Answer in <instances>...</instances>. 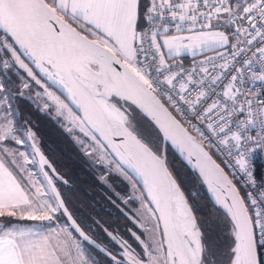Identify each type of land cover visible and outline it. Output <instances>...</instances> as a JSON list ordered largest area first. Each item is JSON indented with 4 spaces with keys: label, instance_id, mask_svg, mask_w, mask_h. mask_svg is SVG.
<instances>
[{
    "label": "snow or ice",
    "instance_id": "snow-or-ice-1",
    "mask_svg": "<svg viewBox=\"0 0 264 264\" xmlns=\"http://www.w3.org/2000/svg\"><path fill=\"white\" fill-rule=\"evenodd\" d=\"M165 12L180 22L178 30L186 21L193 25L200 21L202 28L210 30L184 38L165 37L161 43L157 25L163 23V31H168ZM213 20L222 23L227 33L212 30L216 28ZM0 36V69L18 66L45 89L58 114L69 119L67 130L78 128L83 133L76 142L95 164L117 177L142 180L146 199L155 206L149 212L162 237L145 245L147 264H264V177L258 181L255 168L256 160L264 156V0H0ZM199 46L228 50L227 57L218 53L222 72L209 73L203 61L191 71L180 64L173 66L162 51L166 48L170 58ZM22 55L66 90L67 98L83 111L82 117L73 116L69 105L45 88ZM141 55L144 60L139 59ZM209 63L215 68L218 62L210 59ZM197 73L204 75L196 79ZM226 74L230 79L225 83ZM247 83L251 87H243ZM251 94L257 103L246 98ZM10 96L11 83L0 79V108L9 104ZM112 97L139 113L122 110L111 102ZM159 97L182 115L190 112L206 125L207 133L193 125L198 137L190 135ZM147 121L154 125L155 145L148 139L152 133L143 127ZM28 138L33 140L47 186L31 180L33 173L26 165L35 160L23 152L0 149L8 157L0 155V217L19 214L20 219L51 221L52 214L62 210L80 237L94 243L73 220L53 177L44 171L46 166L59 178L36 147L34 134L29 132ZM5 139L23 144L12 133L11 121L0 128V142ZM205 139L217 152L233 158L232 167L246 178L249 190H238L209 154L211 148L206 150ZM165 142L199 171L230 222L228 239L222 244L218 243L219 223L197 219L169 170L163 154ZM101 179L107 183L104 176ZM49 193L54 204L47 199ZM121 246L127 264H145L129 246L123 242ZM76 247L73 264H95L79 244ZM99 251L110 255L113 264H121L107 249ZM0 264H61V260L48 237L31 228L0 224Z\"/></svg>",
    "mask_w": 264,
    "mask_h": 264
},
{
    "label": "trees",
    "instance_id": "trees-1",
    "mask_svg": "<svg viewBox=\"0 0 264 264\" xmlns=\"http://www.w3.org/2000/svg\"><path fill=\"white\" fill-rule=\"evenodd\" d=\"M0 38H3V36H0ZM14 68L13 66L10 69H0V79L10 82L11 86L16 85V88H11L9 104H6L7 121H4H11L12 133L23 140L24 143L23 145L17 144L13 139H5L2 143L5 142L4 145L8 149L18 147V150H21L24 146L31 148L28 143V133H33L36 147L55 169V173L58 174L59 178H56L51 169L49 170L46 167L45 170L49 173V176L53 177V182L64 200L65 206L82 231L116 257L120 258L118 255L119 249L111 243L112 240L117 241V243H127L134 254L141 256L139 254L140 247L131 235L132 231L137 234L140 231L132 224L131 214L122 211L126 209L121 202V198L126 196V182L122 177H117L115 173L109 174L105 168L95 164L90 157H87L84 151L81 150L80 145L73 139L72 133L64 130V124L59 118L52 117L51 113L48 112L49 110L47 112L41 111L40 108L23 96L18 87L21 80L14 73ZM4 110L3 108L0 112ZM130 111L132 115L138 114L132 108H130ZM137 118L140 119V116H137ZM143 127L147 132L152 133L148 136V139H151L155 145L154 128L148 122H143ZM30 140L33 142L32 139ZM5 159H8L6 155ZM166 161L173 177L177 180L181 190L185 192L190 204L193 205L197 219L202 222L212 218L219 223L217 229L218 243L222 244L228 239L230 222L219 209L210 203L202 184L168 147L166 149ZM35 167L32 164L26 165V168L35 177L43 176L39 167ZM13 170L17 171L15 168ZM17 174L22 175L18 171ZM102 176L107 179V183L101 179ZM60 217L61 220H64L61 214ZM43 225L53 226L54 223L52 221L45 222ZM113 236L116 239H113ZM81 244L87 258L95 261V264H113L89 246L82 242Z\"/></svg>",
    "mask_w": 264,
    "mask_h": 264
},
{
    "label": "rangeland",
    "instance_id": "rangeland-1",
    "mask_svg": "<svg viewBox=\"0 0 264 264\" xmlns=\"http://www.w3.org/2000/svg\"><path fill=\"white\" fill-rule=\"evenodd\" d=\"M209 30L210 29H205V30H200V31H209ZM221 30L225 31L226 33L228 31L226 28H221ZM200 31L166 33V34L160 35L158 37V39L162 43V41L165 37L171 38L173 36H176V37L184 38V37L195 35L196 33L200 32ZM0 39H2V38H0ZM183 42L190 43L187 41H183ZM220 49H222V48H220ZM220 49H212V48H208V47H204V46H199V47H196L195 49L188 48V49L182 50L179 56H174V57H170V58L167 57V49L166 48H162V51L165 52L166 59L176 60V59H181V58L194 59V58L200 57L201 55H204L206 53L214 52V51L220 50ZM14 67H15L14 73L21 80L18 83V85H19L18 87H19V90L22 91L23 96L25 98H27L29 101H31L33 103V105H36L38 108H40L41 111L47 112V110H49L48 112L51 113V116L54 118H59L62 121V123L64 124V126H63L64 130L66 132H69L67 130L70 127L69 119H66L65 116L58 114L57 105L55 103H53V101L48 99V97L44 94L45 89L41 88L39 85H36L35 81H32L31 78L27 76V73L24 72L23 69H20L18 66H15V65H14ZM2 70H5V69H2ZM25 82H27L29 84L28 88L23 87V84ZM11 88H16V85L11 86ZM45 88H47V90L49 92H52L55 96L59 97V95L55 91H53L51 88H49L47 85H45ZM37 93H40L41 95L38 96ZM59 99L65 103V101L63 99H61L60 97H59ZM46 102L48 104V107H47V109H44V105ZM3 108L5 110L0 112V128L5 127V125L8 123V122H6L7 121L6 120L7 105H4ZM3 108H0V110ZM72 113H73V116L78 117L77 115H75V113L73 111H72ZM4 120H6V121H4ZM69 133H72V136H73V139L75 140V142H76V137H78V136L83 137V133H81L78 128H74L73 131H71ZM84 139H87V138L84 137ZM2 142H0V149L7 148V146L4 145L5 142L4 143H2ZM28 143H29V141H28ZM6 144L8 145V142ZM10 145L14 146L13 144H10ZM21 145H23V144H21ZM24 145H26V144H24ZM9 150H11L13 153L23 152L24 154L28 155L30 159L35 160L34 154H33V151L31 148H26L24 146L21 148V150H18V147H16V149L13 147H10ZM81 150H82V148H81ZM0 154L4 155V153H0ZM16 158L20 159L22 161V158L19 157L18 155ZM91 160H92V158H91ZM32 165H33V167H35V166L38 167L36 165V163H34ZM11 167L15 168L14 165H12ZM122 178L127 184L126 196L121 198V202H122L123 206L126 207V209L122 210V211L124 213H130L131 214L132 224L135 225V227L140 231V233H138V234L132 231L131 235H132V237L135 238L137 245H139V247H140L139 248V254L141 256H138V257L142 261H144L145 264H147L148 256L145 252V245L146 244L147 245H153L154 242H159L161 240L160 232H159V229L156 227L157 222H156L155 217L152 216L151 213L149 212V208H151V206H150L149 202H147V200L145 199L143 193H141L140 189L137 187V185L134 183V181L129 180V179H125L124 177H122ZM31 180L41 182L44 186H47V183L44 180L43 176H36L35 177L34 175H32ZM102 180H104V179H102ZM28 187H30V185H28ZM30 190L34 191L35 189L30 188ZM47 199H49L51 203H53V204L55 203V200L51 196V193H49V196L47 197ZM52 215H53V219L51 221L54 223V225L52 227H53V230L56 232L53 231L48 236L51 239V241L53 243H55V245L57 244L60 246V241H63L62 237L60 236L61 231H64L65 235L67 234V235L71 236V233L68 230V227H67L66 223L64 222V220H61L59 211H57L56 213H54ZM51 221H49V220H44V221L35 220L34 221V220L20 219L19 214L17 216H13V217H8V216L0 217V224L6 225L5 227H13V228H17V229H20V228H23V229L36 228V226L43 225V223H45V222L49 223ZM145 225H147V228H145ZM137 237H139L140 239L138 240ZM111 243L118 247V249H119L118 255L124 261V263L127 264V259L124 256L125 248H123L121 246V244L119 242L117 243V241H115V240H112ZM72 245L73 244H69L68 247H66L64 244H62V249L64 250V252L67 251L69 256H71V258L74 259L77 255V253H76V249ZM57 250H58V246H57ZM64 259H65V261H67L66 257Z\"/></svg>",
    "mask_w": 264,
    "mask_h": 264
},
{
    "label": "built area",
    "instance_id": "built-area-1",
    "mask_svg": "<svg viewBox=\"0 0 264 264\" xmlns=\"http://www.w3.org/2000/svg\"><path fill=\"white\" fill-rule=\"evenodd\" d=\"M164 20L167 21L166 26L168 28V31L166 33L195 32V31L205 30L204 28H202L200 21H198L195 25H193L191 21H186V22H184L183 26L178 30L176 25L180 22L178 20L172 21L170 18V14L167 12H165V14H164ZM213 21H215V20H213ZM213 21H212V23H213ZM157 27H158L161 34H165V32L163 31L165 25L163 23H159L157 25ZM189 28H192L193 30L189 31L188 30ZM219 52H223L226 57L229 56L228 50L226 48H222V49L214 51V52L206 53V54H204L200 57L194 58V59H176V60L168 59V60H170V62L172 63L173 66H175L176 64H180L188 71H191L194 67L198 69L201 66V62L203 61L204 62L203 66H205L209 69V73L216 74V73L222 72V69L219 68V63H223V61L220 59V57L218 55ZM246 55L251 56V52L246 53ZM139 59L144 60L145 57L143 55H141L139 57ZM148 59L151 60L150 55H149ZM210 59L218 62L215 68L213 67L212 63H209ZM241 59L242 58H238V60H241ZM233 64L235 65L236 68L240 67V63L237 61H233ZM229 71L231 74H235L234 72H231V69ZM202 75H204V74L197 73L195 78L199 79ZM247 75L248 74H245V79L247 78ZM228 79H230V75L226 74L224 76L223 82L226 83ZM222 86L223 85L221 84V87ZM243 87H251V84L247 83ZM219 90L220 89L218 88L217 91H219ZM256 91L260 92L261 89L259 87H257ZM159 98L161 99V101L163 103H165V105L172 112V114L178 119V121L184 127H186L188 129V131L191 134H193L195 137H198V133L195 131L193 125H196V127H199L201 129V131H204L205 133H207L206 125H203L200 123L199 120L194 119L190 112L182 115L181 113L176 112L175 109L172 108L170 105H168L166 100L163 97H159ZM244 98H245L244 96L241 97V99H244ZM246 98L251 99L254 104L257 103L255 94L248 95ZM182 107L186 108L187 106L182 105ZM239 118L244 119V116H239ZM209 122H211V121H209ZM204 144L206 145V149L211 148L210 154L213 156V158L216 160V162L218 164H220V166L222 168H224L225 173L229 176V179H231L233 181V184H235L237 186L238 190H241L242 192L249 190L250 185H248L246 178H242V175L238 172V170L235 169L234 167H232V165L234 164L233 158L228 157L223 152H217L215 147H212V145L208 144L207 139L204 140ZM255 168H256V178L259 181L261 177H264V156H261L260 158H258L256 160ZM251 190L255 191V189H251Z\"/></svg>",
    "mask_w": 264,
    "mask_h": 264
},
{
    "label": "water",
    "instance_id": "water-1",
    "mask_svg": "<svg viewBox=\"0 0 264 264\" xmlns=\"http://www.w3.org/2000/svg\"><path fill=\"white\" fill-rule=\"evenodd\" d=\"M21 58L22 59H24V61H25V63H27L32 69H33V71L35 72V73H37L38 74V78L43 82V83H45L47 86H49L53 91H55L64 101H65V103L66 104H68L69 105V107L72 109V111L78 116V117H82L83 116V111L81 110V109H79V108H77L76 106H75V104H73L68 98H67V92H66V90H64L61 86H59V85H57V84H54V83H52L46 76H44L43 74H41V73H39V69H37L36 67H35V65L32 63V61L28 58V57H26V56H21ZM116 67H117V69L118 70H120V71H123V69H121V68H119V66L118 65H116ZM111 102L112 103H114V104H116V106L117 107H121L122 108V110H127L130 114H132L131 113V111H130V108H128L129 107V105L127 104V103H125L123 100H119V98H116V97H112L111 98ZM162 102V101H161ZM120 103V104H119ZM163 103V102H162ZM166 106V105H165ZM133 110H135L137 113H139V110L138 109H134V106H132L131 107ZM170 111V110H169ZM171 112V111H170ZM178 120V119H177ZM150 125H151V122L150 121H147ZM153 128H154V125H151ZM183 126V125H182ZM184 127V126H183ZM187 131H188V129L186 128V127H184ZM189 132V131H188ZM189 134L190 135H192L193 137H195L193 134H191L190 132H189ZM117 139V141H119V138H116ZM28 141H29V145H30V147H31V149H32V151H33V154H34V158L36 159V161L38 162V166H39V169H40V171H41V168H40V161H39V156L38 155H36L35 154V151H34V149H33V143H32V141L30 140V139H28ZM167 147L176 155V157L180 160V162L196 177V179L202 184V186L204 187V190H205V192H206V195H207V198H208V200L210 201V203L215 207V208H217V209H219L222 213H223V210L222 209H220L219 208V206L215 203V197H214V194H213V192L212 191H210L209 190V187H208V185L206 184V183H204V181H203V178L199 175V171L197 170V169H194V168H192L188 163H187V160L185 159V157H183V156H181L180 155V153L176 150V149H174L173 147H171V145L170 144H168L167 142H165L164 143V145H163V154H164V156H165V158H166V149H167ZM207 150V149H206ZM40 151V150H39ZM41 153V152H40ZM210 154V153H209ZM211 155V154H210ZM214 159V158H213ZM215 160V159H214ZM50 170V169H49ZM44 171H46L45 170V168H44ZM42 173V172H41ZM132 176H135V174L134 173H130ZM42 175H43V173H42ZM44 177V176H43ZM45 180V179H44ZM46 181V180H45ZM133 181L135 182V184L139 187V189L142 191V193H143V195H144V197H145V199H146V192H145V190H144V187H143V182H142V180H140L138 177L137 178H135V179H133ZM46 183H47V181H46ZM58 191V190H57ZM62 199V198H61ZM55 200V199H54ZM147 200V199H146ZM147 202H149V204H150V206H151V208H153L154 209V205H152L151 204V202L150 201H148L147 200ZM60 212V214H61V216L64 218V220H65V222H66V224H67V226L69 227V229L71 230V232L82 242V243H84L85 245H87V246H89L90 248H92L93 250H95L97 253H99L101 256H103V257H105L106 259H108V260H110L111 262H112V260H111V257H110V255H108V254H106V253H103V252H100L99 251V248H103L100 244H98V243H96L94 240H92L91 238V240L94 242V243H89V242H87V241H84L83 240V238L82 237H80V235H79V233H77L76 231H75V229L72 227V225H71V221H69L68 219H67V216H65L64 214H63V211L62 210H60L59 211ZM224 214V213H223ZM158 215V214H157ZM74 220V219H73ZM161 227H162V225H161ZM82 230V229H81ZM159 232H160V229H159ZM160 237H161V234H160ZM161 239H162V237H161ZM125 243V242H124ZM127 246H128V244L127 243H125ZM97 246H99V248L97 247ZM112 255V254H111ZM120 262H121V264H123V261H121L119 258H117Z\"/></svg>",
    "mask_w": 264,
    "mask_h": 264
},
{
    "label": "crops",
    "instance_id": "crops-1",
    "mask_svg": "<svg viewBox=\"0 0 264 264\" xmlns=\"http://www.w3.org/2000/svg\"><path fill=\"white\" fill-rule=\"evenodd\" d=\"M49 2H50V0H49ZM212 24L216 25V28L212 29V30H221V28H224L222 26V23L221 24H217L216 21H213ZM31 229L37 231L42 236L48 237L49 242L54 246V249L57 252V256L61 260V264H73V260H74V259L71 258V256H69V254L67 256L65 255L64 250H62V244H64L66 247H68L69 244H73L72 246L76 249V253L78 252V249L76 247L77 244H79L81 246V248H83L82 247L83 245L81 244V242L75 237V235L73 233H71V231L69 229L68 230L70 231L71 236L67 235V234L65 235L64 231H61L60 236L62 237L63 241H60V246L56 244L58 246V250H57V246L55 245V243H53L51 241V239L49 238V236H48L49 234H51L54 231L52 226L39 225V226H36V228H31ZM54 232H56V231H54ZM84 255H85V257H87L85 250H84ZM63 257L64 258L66 257L67 261H65V259Z\"/></svg>",
    "mask_w": 264,
    "mask_h": 264
},
{
    "label": "flooded vegetation",
    "instance_id": "flooded-vegetation-1",
    "mask_svg": "<svg viewBox=\"0 0 264 264\" xmlns=\"http://www.w3.org/2000/svg\"><path fill=\"white\" fill-rule=\"evenodd\" d=\"M37 165H38V162H37ZM39 167V166H38ZM45 168H46V166H45ZM120 243H122V242H120ZM131 249V248H130ZM131 251H132V249H131ZM117 258H119V257H117ZM119 259H121V258H119ZM121 261H123L122 259H121ZM123 264H125L124 263V261H123Z\"/></svg>",
    "mask_w": 264,
    "mask_h": 264
}]
</instances>
